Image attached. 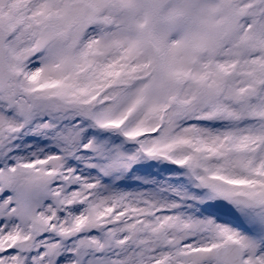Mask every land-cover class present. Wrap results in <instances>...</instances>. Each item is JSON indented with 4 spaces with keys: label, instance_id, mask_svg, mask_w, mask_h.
<instances>
[{
    "label": "snow or ice",
    "instance_id": "6c2138e0",
    "mask_svg": "<svg viewBox=\"0 0 264 264\" xmlns=\"http://www.w3.org/2000/svg\"><path fill=\"white\" fill-rule=\"evenodd\" d=\"M0 264H264V0H0Z\"/></svg>",
    "mask_w": 264,
    "mask_h": 264
}]
</instances>
